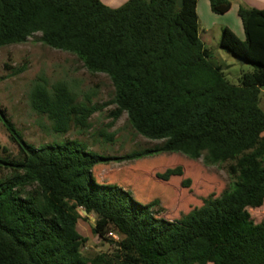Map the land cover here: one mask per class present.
<instances>
[{
	"label": "trees",
	"instance_id": "trees-1",
	"mask_svg": "<svg viewBox=\"0 0 264 264\" xmlns=\"http://www.w3.org/2000/svg\"><path fill=\"white\" fill-rule=\"evenodd\" d=\"M214 14L230 0H210ZM197 0H129L113 9L100 0H0V48L40 34L43 45L76 55L114 87V117L161 144L122 158L101 157L77 141L36 148L5 113L0 120L19 148L1 158L0 264H98L82 254L79 210L95 216L94 234L114 230L118 264H264V222L248 209L264 205V9L241 6L245 40L223 30L220 47L253 70L238 84L211 62L199 37ZM31 105L57 134L90 128L102 108L78 103L63 84L36 85ZM165 154L227 165L231 183L220 197L178 221L156 217L116 184L99 183L93 169ZM183 169L158 177L169 181ZM162 211V210H160Z\"/></svg>",
	"mask_w": 264,
	"mask_h": 264
},
{
	"label": "rangeland",
	"instance_id": "rangeland-1",
	"mask_svg": "<svg viewBox=\"0 0 264 264\" xmlns=\"http://www.w3.org/2000/svg\"><path fill=\"white\" fill-rule=\"evenodd\" d=\"M221 35L220 28L215 27L208 35L205 48L223 66L228 81L238 84L241 75L251 72L253 67L241 64L232 54L221 49ZM40 37L35 34L22 44L0 48V109L25 142L40 148L77 141L85 145L88 152L110 158H122L161 144L139 135L126 114L115 119V90L107 75L89 71L74 54L43 45ZM57 84L65 85L78 103L102 108L91 117L89 129L72 126L67 134H57L51 121L33 109L31 93L34 87L44 85L52 90ZM261 108L264 111V95ZM0 157L19 158V148L1 120ZM177 167L183 169L180 177H172L169 181L158 177ZM93 174L99 183L116 184L130 192L138 202L151 204L159 201L160 205L153 207L154 212H160L156 217L170 222L201 208L208 197H220L231 183L226 164L206 166L202 159L193 161L181 154L103 164L94 168ZM7 175L8 171L0 168V179ZM248 212L255 224L264 222V205L248 209ZM79 214L77 230L86 239L82 254L98 264H118L115 259L118 242L108 235L105 239L99 238L93 231L95 216H88L83 210H79ZM109 232L118 235L114 230Z\"/></svg>",
	"mask_w": 264,
	"mask_h": 264
},
{
	"label": "crops",
	"instance_id": "crops-1",
	"mask_svg": "<svg viewBox=\"0 0 264 264\" xmlns=\"http://www.w3.org/2000/svg\"><path fill=\"white\" fill-rule=\"evenodd\" d=\"M106 6L117 9L125 5L129 0H100ZM245 6L252 9L263 10L264 0H232L231 9L223 14H214L211 10L210 0H197L196 13L199 24V37L206 47L209 42V34L215 27H219L221 34L228 29L241 41L245 40V32L242 21L239 17V9ZM222 36V35H221ZM211 62L218 67H223L214 56L211 55ZM91 216V215H90Z\"/></svg>",
	"mask_w": 264,
	"mask_h": 264
},
{
	"label": "water",
	"instance_id": "water-1",
	"mask_svg": "<svg viewBox=\"0 0 264 264\" xmlns=\"http://www.w3.org/2000/svg\"><path fill=\"white\" fill-rule=\"evenodd\" d=\"M149 3H151L152 0H147ZM177 6L178 8H183L184 6V0H176ZM238 62H240L241 64H246V61L240 58H237Z\"/></svg>",
	"mask_w": 264,
	"mask_h": 264
},
{
	"label": "built area",
	"instance_id": "built-area-1",
	"mask_svg": "<svg viewBox=\"0 0 264 264\" xmlns=\"http://www.w3.org/2000/svg\"><path fill=\"white\" fill-rule=\"evenodd\" d=\"M108 237L111 238V239H113V240L116 241V242H119V241H120L119 236L116 235V234L113 233V232H110V233L108 234Z\"/></svg>",
	"mask_w": 264,
	"mask_h": 264
}]
</instances>
